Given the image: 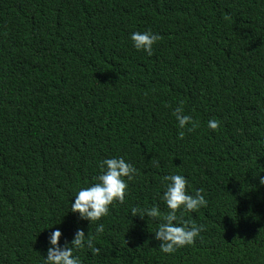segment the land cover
Returning a JSON list of instances; mask_svg holds the SVG:
<instances>
[{"label": "trees", "instance_id": "16d2710c", "mask_svg": "<svg viewBox=\"0 0 264 264\" xmlns=\"http://www.w3.org/2000/svg\"><path fill=\"white\" fill-rule=\"evenodd\" d=\"M149 29L152 55L131 40ZM181 101L200 124L183 139ZM114 157L138 170L124 203L81 219L70 205ZM173 174L208 203L177 213L204 230L168 254L131 209L167 213ZM261 176L264 0H0V264H44L56 229L62 247L94 237L82 264H264Z\"/></svg>", "mask_w": 264, "mask_h": 264}, {"label": "clouds", "instance_id": "9594fccd", "mask_svg": "<svg viewBox=\"0 0 264 264\" xmlns=\"http://www.w3.org/2000/svg\"><path fill=\"white\" fill-rule=\"evenodd\" d=\"M163 37L153 33L151 29L140 32H133L131 40L137 50H143L148 55L153 54V46ZM184 102L173 110V115L178 121V138L183 139L188 133L195 131L199 126V121L194 120L192 116L184 114ZM190 125V126H189ZM220 126L218 120L208 121V127L216 130ZM159 167V162H154ZM100 174L93 179L96 181L92 185L82 188L75 196V202L70 205L72 212H78L81 219L89 220L91 223L99 221L102 217L109 214V206L114 201L124 203L128 191V181L135 178L138 170L123 157H114L104 159L98 165ZM126 178V179H125ZM167 181L166 190L162 199L166 202L169 209L167 213H161L157 206L150 209H139L133 207L131 215H139L151 218H159L160 224L154 232L155 239L161 241L160 249L164 253H174L178 248L192 245L200 233L204 230V225H197L192 220H185L183 215H177L181 209L186 211H198L201 207H207L208 201L204 196V189H197L194 194L187 191L188 181L180 174L165 176ZM260 184L264 185V176L260 178ZM97 234L104 232V225L99 224L96 228ZM62 232L56 229L50 234L47 256L44 264H82L74 250H80L85 247L90 249L93 254H99L100 248L95 246L94 237L86 235L83 229H77L71 243H65L62 247L59 243Z\"/></svg>", "mask_w": 264, "mask_h": 264}]
</instances>
